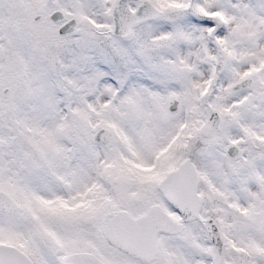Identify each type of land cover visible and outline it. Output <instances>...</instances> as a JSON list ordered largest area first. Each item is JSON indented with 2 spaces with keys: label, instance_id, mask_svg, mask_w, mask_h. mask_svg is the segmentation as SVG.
I'll return each instance as SVG.
<instances>
[{
  "label": "snow or ice",
  "instance_id": "6c2138e0",
  "mask_svg": "<svg viewBox=\"0 0 264 264\" xmlns=\"http://www.w3.org/2000/svg\"><path fill=\"white\" fill-rule=\"evenodd\" d=\"M0 264H264V0H0Z\"/></svg>",
  "mask_w": 264,
  "mask_h": 264
}]
</instances>
